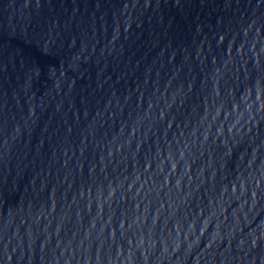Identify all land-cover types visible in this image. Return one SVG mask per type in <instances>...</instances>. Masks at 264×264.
Wrapping results in <instances>:
<instances>
[{"label":"water","instance_id":"water-1","mask_svg":"<svg viewBox=\"0 0 264 264\" xmlns=\"http://www.w3.org/2000/svg\"><path fill=\"white\" fill-rule=\"evenodd\" d=\"M0 264H264V0H0Z\"/></svg>","mask_w":264,"mask_h":264}]
</instances>
